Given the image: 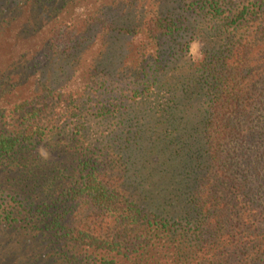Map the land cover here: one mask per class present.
Instances as JSON below:
<instances>
[{"label": "trees", "instance_id": "1", "mask_svg": "<svg viewBox=\"0 0 264 264\" xmlns=\"http://www.w3.org/2000/svg\"><path fill=\"white\" fill-rule=\"evenodd\" d=\"M0 264H264V0H0Z\"/></svg>", "mask_w": 264, "mask_h": 264}, {"label": "rangeland", "instance_id": "2", "mask_svg": "<svg viewBox=\"0 0 264 264\" xmlns=\"http://www.w3.org/2000/svg\"><path fill=\"white\" fill-rule=\"evenodd\" d=\"M97 2V0H96ZM86 10H89V5L85 6ZM84 10L81 8L78 9V13H82ZM76 12V13H77ZM15 44V43H14ZM20 49H23L22 47H19ZM18 46H16L15 50L18 51ZM33 48V45H32ZM95 48V47H94ZM88 58V57H87ZM65 69L70 70V67H66ZM68 75L72 77L67 78L65 77H58V82H60L58 84V87H60L62 90H68V89H73L75 90L76 88L80 87V85H82V67H78V71L73 73V70H70L68 72Z\"/></svg>", "mask_w": 264, "mask_h": 264}]
</instances>
